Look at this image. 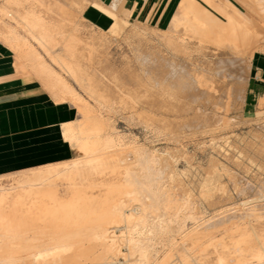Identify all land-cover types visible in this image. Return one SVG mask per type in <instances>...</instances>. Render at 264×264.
Instances as JSON below:
<instances>
[{"label": "rangeland", "instance_id": "rangeland-1", "mask_svg": "<svg viewBox=\"0 0 264 264\" xmlns=\"http://www.w3.org/2000/svg\"><path fill=\"white\" fill-rule=\"evenodd\" d=\"M54 1L58 5L60 4L61 14H63L64 10L66 12L63 14L65 16L63 17L62 15V17L66 21L68 20L67 22L69 25L65 22L63 31L66 30V33L71 31L74 32L75 35L78 34L77 36H79L78 38L81 40L82 46L84 43L86 45L93 43L96 49H98L101 58H99V56L94 58L89 73L94 77L98 92L106 97L107 102L101 106L96 104L97 102L88 95L89 93L88 91L86 92L87 89H85V87L81 88V86L72 80L67 73L63 70L61 71L60 68L51 61L50 57L44 55L42 49L38 46L35 48L43 55L44 60L69 82L77 93H79V96L85 101V104L92 110L91 119L93 122L103 125L101 137L113 138L119 149L118 154L121 155V151L123 155L120 157H123L124 164L132 163L131 166L133 168L135 167L133 169L135 172L132 171L133 174L131 173L132 176L130 175L132 179H130L133 180L136 185L139 184L137 187L142 189V195L150 196L143 199L142 202L145 200V204L147 203V205L154 206L152 209L151 207L148 208L149 210L147 209L149 223L148 228L145 229L146 231L144 230L145 233L143 234V237L145 236L144 238L148 240L146 244L149 256L148 264L180 263L177 262L179 261L178 251L172 250V247H170L171 245L167 242L168 235L170 234L171 237L173 233H165L167 235L163 233L161 237H159L160 239L158 238V240H156V238L154 240L149 231L153 222L152 219L154 218H152V216L158 214L162 215L164 208H158V206L165 205L166 202L169 203V201H171L170 203L172 204L177 203L190 207L189 211H187V207L185 210L186 212H183V217L186 219L185 224H188V228L195 222L192 217L193 215L201 221H207L206 224L210 223V220L212 221L213 219L211 223L215 224L217 222L215 225L218 226V228L214 229L216 234L218 233L217 235H222L226 229H231L236 223L242 224L249 220L244 216L250 203L253 205L258 204L257 206H259V208L263 206L264 209V203L263 201L261 202V200L264 199V100L259 104H245L250 87H252L255 81L252 78L254 77L252 62L258 56L264 57V39L263 41L262 39L260 40L259 50H255L253 56L250 57L247 54L241 56L229 50L219 52L215 46L209 42L202 43L198 39H189L186 36L184 26L172 23L168 25L174 7L167 15L163 16L161 25L157 21L141 22L133 19L131 16L129 18L125 16V19L119 17L120 21L123 20L126 22L124 30L121 31L122 34L120 33L121 37L120 35L118 37L113 36L111 32L113 27L108 31H104L92 26L86 21L83 13L90 4L89 0H72V2L71 0ZM196 1L200 5L208 8L213 16L222 20V22L218 24L219 27H228L225 22L227 18L226 12L224 14H218L202 0ZM213 1L215 3L221 2L220 0ZM226 1L231 2L233 6L250 21L259 23V25L264 28V16L260 15L257 10L250 7L244 0ZM61 5H63L62 8ZM1 16L2 18L4 17L2 14ZM70 18L73 20V24ZM4 19L6 20L5 23L15 25L14 21L9 20L10 17H5ZM69 19L71 22H69ZM74 22L76 24H74ZM73 25H75L74 28L76 30L73 28H71V30L69 29L73 27ZM173 27L176 28V32ZM72 29L74 31H72ZM20 32L23 33V31ZM201 44L204 46H200ZM182 47L186 48L183 49ZM182 49L184 51H182ZM58 51H60V49H57V52ZM198 52H200V55ZM192 67H195V69ZM236 67L239 68L236 69ZM192 73L197 75L199 73V75L204 73L203 75L205 78L212 79L211 81L215 82L213 83L217 91L211 90L212 92L209 91L210 93H207L206 90L200 91L201 89L195 87L192 83ZM153 82H155V85H162L163 89H165L170 96L166 95L161 87L159 90V87L153 88ZM193 86L195 88H193ZM197 89L200 90L198 91ZM122 92L126 96H123ZM170 92L173 95H171ZM203 94H207V97ZM130 95H132L133 101ZM78 114L79 118L76 120L77 124H75V126H78L82 122L80 109H78ZM143 155L145 158H143ZM78 157H80V154L75 150L74 159ZM146 158L148 160L150 159L149 163ZM153 158L154 162L152 161ZM142 159L144 161H142ZM137 160L138 163L140 161V167ZM144 163L147 164L145 165ZM141 164L144 165L141 166ZM156 165H159V168ZM145 166L147 169L144 168ZM137 168L140 169V171ZM145 169L146 172H144ZM135 173L136 175H134ZM137 173H139L140 176ZM145 173L147 174L145 175ZM150 174H153L152 178ZM147 176H150V179L147 178ZM146 180H148V182ZM153 184L159 187L153 186ZM260 190H263V193H260ZM151 192L154 195H152ZM163 193L166 195H163ZM168 194L171 197L168 196ZM157 198L165 200L162 201V199L158 200ZM262 203L263 205H261ZM150 212L151 215H149ZM231 213H233V217ZM235 213L238 214L235 215ZM261 213H264V210L261 211ZM226 215L229 217H226ZM223 216H225V218ZM123 224L124 223L121 225L125 226V224ZM173 228L177 229V225H174ZM190 228H192V226ZM122 232H117L116 234H119V236L127 235H124L126 230H122ZM136 235H139V233ZM177 239L180 238L177 237ZM5 240L6 239L2 238L0 240V253H13L12 256L14 255L15 259L19 260L18 262L16 260V264H33L25 258L32 256L30 252H39L41 254L43 252V254H48L52 249L57 251L62 250L58 245V247L56 245L50 246L51 244L49 243H51V239L46 237L42 238L43 243L41 239H39L38 242L37 240L34 241L37 243L35 244L37 245L35 246L37 247L36 249L34 247L30 249V247L26 246V243L29 242L27 239L6 240V242ZM169 240H171V238ZM11 243L13 247H10L12 245ZM38 243L40 246H38ZM124 248V246H120L123 254H127L128 252L126 248ZM95 251L98 252L99 250L95 249ZM26 252L27 254H25ZM169 255L171 259L165 261V259H167L166 256ZM52 256L67 257L70 255L62 253L60 255H47L48 258L45 257L46 259H49V257L51 259ZM135 258L136 256L133 257V259ZM46 259H44L45 261L40 259L38 260L39 262L36 261L34 264L46 263L48 261H46ZM50 259L49 261H52V259ZM121 262L124 263L125 260L122 258Z\"/></svg>", "mask_w": 264, "mask_h": 264}, {"label": "bare ground", "instance_id": "bare-ground-1", "mask_svg": "<svg viewBox=\"0 0 264 264\" xmlns=\"http://www.w3.org/2000/svg\"><path fill=\"white\" fill-rule=\"evenodd\" d=\"M202 1L218 14H224L225 12L227 13V18L225 20L228 25L227 28L219 27L218 24L222 22V20L213 16L211 14L212 12L208 8L200 5L196 0H183L180 6H178L179 9L174 16V19L172 18L173 20L171 23L184 26L186 30V36L189 39H198L202 43L209 42L215 46L219 52L229 50L237 53L238 55L243 56L247 54L250 57L253 56L255 50H259L260 40L262 39L263 41L264 39V28H262L259 23H253L250 21L229 1L220 0V3H215L213 0ZM244 1L248 3L250 7L257 10L260 15L264 16V0ZM33 2L36 3V9L18 14L16 17L10 16V18L16 23L18 27L25 31V34L30 39H32V41L38 47H40V49H42L46 56L51 58V61L55 63V65H57L61 71L63 70L65 73H67L72 78V80L81 86V88L85 87V89H87L86 92L88 91L89 93L87 94L97 102L96 104L99 106L105 104V102H107L106 97L98 92L94 77L89 73L92 68L91 64L93 63L94 58L98 57L100 54L98 49H96L93 43H91L92 45H86L83 42L84 45L82 46V42L79 40V36H77L78 34L75 35L74 32L68 31V33H66V30V32L63 31V25L65 22L68 24V20L66 21L63 18L65 16L63 14L66 12L63 9L64 12L61 14L62 12L60 11V4L58 5L56 2H52L50 0H33ZM18 3L19 1L16 0L15 4ZM62 7L63 5H61V8ZM5 14L8 15L7 13ZM126 16L129 18L130 12L127 11ZM70 19L69 22H71ZM75 22L74 24H76ZM125 22L126 21L118 20L111 31L113 36L119 37L120 35L121 37V31H123L125 28ZM71 23L73 24V20ZM74 26L75 25L69 29H75ZM73 29L72 31H74ZM174 31H177L176 28H174ZM0 37L8 41V43L12 45L11 47L15 52L20 51L25 58L28 59L32 57L34 59L40 60L41 62H37L36 65L33 66V70L39 76V78H41L43 85L56 99H58V101L68 100L74 102L82 114L81 124L78 126H73L70 123L63 127V129H65L63 133L65 138L71 145L74 146L77 153L80 154V157L73 160L47 165L40 169L27 171L18 176L0 178V240L1 238L6 240L27 239L29 242L26 243V246L30 247V249L33 247L36 249L37 247L35 246L37 245L35 244L37 243L34 241L37 240L38 242L39 239L42 240V238L46 237L51 239V243H49L51 244L50 246L58 245L60 248H62L61 251L52 249L48 254H43L42 250V254L39 252H30L32 256L25 258L33 264L40 259H46L47 255H60L62 253L68 254L70 256H52V261H49V257V259H46V261L48 260L49 262L47 261L46 263H42L41 261V263L148 264L149 256L146 246L148 240L147 238H144L145 236L143 237V234L146 231L145 229L148 228L149 223L148 208L151 207L152 209L154 206L147 205V203L145 204V200L142 202L143 199L150 196L142 195V189L137 187L139 184L136 185V183L131 180V173L135 167L133 168L131 166L132 163L124 164L123 157H120L122 153L120 151L121 155L118 154L119 149L115 143L116 141H114L113 138L101 137L103 125L93 122L91 119L92 110L88 107V105L85 104V101L79 96V93H77V91L63 76L60 75V73L56 72L50 65L41 60V55L31 44L30 39L17 32L15 28L7 26L3 23L0 24ZM200 46L204 45L201 44ZM57 49H60V51L57 52ZM183 49L182 51H184ZM198 53L200 55V52ZM99 58L101 57L99 56ZM239 67H236V69ZM193 69H195V67ZM192 74V83L195 87L200 88V91L206 90L208 93L211 90H216L214 87L215 82L213 81V83L211 81L212 79L210 80L205 78L203 75L204 73L201 75ZM155 82H153V84ZM194 86L193 88H195ZM154 87H159L158 90L161 87L163 92L170 96V94H168V92L163 89L162 85L154 84L153 88ZM122 94L123 96L125 95L123 92ZM171 95L173 94L171 93ZM203 95L206 96L207 94ZM54 97L53 99H55ZM130 98L131 100L133 99L132 95H130ZM143 158H145L144 155ZM142 161L144 160L142 159ZM152 161L154 162V158ZM139 163L138 165L140 167ZM143 165L141 164V166ZM144 168H146V166ZM146 169L144 172H146ZM138 170L140 171V169ZM146 174L147 173H145V175ZM153 174H150L151 178ZM134 175H136V173ZM149 177L147 176V178ZM146 181L148 182V180ZM154 185L157 186L156 184H153V186ZM262 191L260 193H263ZM164 194L165 193H163V195ZM168 196L170 195L168 194ZM164 200L162 199V201ZM262 201L264 203V199L261 200V202ZM170 202L171 201H169V203L166 202L165 205L158 206V208L163 207L164 212L162 210V215L158 214L152 216V218H154H151L153 222L149 228V231L154 240L156 238V240H158V238L161 237L163 233H173L171 237L170 234L168 235L171 240H169V237H166L169 240H167V242H169L171 245L170 247H172V250H177L179 253V261H177L178 263L180 262L179 264H264V213H261V211L264 210L263 206L262 208H259V206H257L258 204L253 205L250 203L244 216L249 220L243 223L241 222L242 224H238L236 221V224H234L231 229H226L225 232L223 231L224 233L222 235H217L218 233L216 234L214 229L218 228V226L215 225L217 222L215 224L211 223L213 219L212 221L210 220L211 224H206L207 221H201L199 218L197 219L193 215L192 217L195 222L191 225L192 228H190L191 226L188 228V224H185L186 219L183 217V212L187 209L188 205L177 203L172 204ZM263 203L261 205H263ZM189 208L190 207H188L187 211H189ZM232 214L233 213H231V215ZM237 214L235 213V215ZM149 215H151V212ZM223 217L225 218V216ZM226 217L229 216L226 215ZM122 223H124L125 226H122ZM174 225H177V229L173 228ZM122 230H126V233L124 234H127L126 236L121 235L123 233ZM117 232H122L120 234L121 236H119V234L117 235ZM137 233H139V235H136ZM177 237L180 239H177ZM38 246H40V244ZM120 246H124L128 253L123 254ZM10 247H13V244ZM95 249L99 251L97 252ZM12 254L13 253H0V264H16L19 260L15 259V256L13 255V257ZM25 254H27V252ZM135 256L136 258L133 259ZM166 257L167 259H165V261L171 259L170 255ZM122 258L125 260L124 263L121 262Z\"/></svg>", "mask_w": 264, "mask_h": 264}, {"label": "crops", "instance_id": "crops-1", "mask_svg": "<svg viewBox=\"0 0 264 264\" xmlns=\"http://www.w3.org/2000/svg\"><path fill=\"white\" fill-rule=\"evenodd\" d=\"M17 1L18 4L16 0H0V24L13 27L30 39L15 22V25L5 23V17H16L37 8L33 0ZM182 1L89 0L83 15L92 26L108 31L119 17L125 19L127 11L135 20L157 21L161 25L163 16L174 7L170 25ZM30 41L35 48L37 45L32 39ZM11 46L0 37V178L74 159L75 148L65 138L63 127L70 123L75 126L79 118L75 104L68 100L58 101L34 72L33 66L41 61L27 59ZM252 63L255 81L247 94L246 105L264 100V57L258 56Z\"/></svg>", "mask_w": 264, "mask_h": 264}]
</instances>
